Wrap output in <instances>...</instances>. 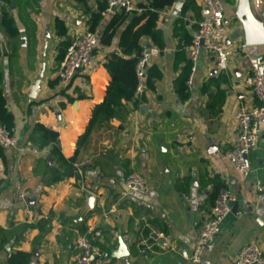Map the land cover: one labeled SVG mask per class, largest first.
Returning a JSON list of instances; mask_svg holds the SVG:
<instances>
[{"label":"crops","instance_id":"obj_1","mask_svg":"<svg viewBox=\"0 0 264 264\" xmlns=\"http://www.w3.org/2000/svg\"><path fill=\"white\" fill-rule=\"evenodd\" d=\"M133 1L138 8L149 2ZM221 1L225 43L232 50L227 69L217 70L213 56L202 50L191 71L187 47L205 10L200 0H175L159 12L162 45L147 65L144 92L123 101L124 117L93 132L90 148L80 154L82 162L94 164L82 172L84 180L77 170V177L48 185L44 177L53 156L50 146L29 140L33 126L56 132L62 155L73 156L92 108L105 97L108 62L136 57L122 38L142 11H101L92 30L99 39L95 64L62 84L56 77L62 43L77 30H90L100 0H0V87L17 139L0 154V264L9 263L15 252L29 253L28 264H72L75 237L90 225L103 232L97 244L110 253L104 264H192L180 251L193 248L196 228L222 187L235 200L198 264H236L247 243L264 249V134L247 157L245 178L226 158L237 144V107L256 103L242 81L256 64L264 72V0ZM3 14L12 19L15 37L2 28ZM56 19L65 36L57 35ZM138 43L156 45L149 36ZM180 84L184 99L177 92ZM133 170L147 183L146 193L125 187ZM17 187L28 193L32 220L23 212L24 202L13 198ZM112 205L115 212L102 219ZM120 241L127 255L118 258Z\"/></svg>","mask_w":264,"mask_h":264},{"label":"built area","instance_id":"obj_2","mask_svg":"<svg viewBox=\"0 0 264 264\" xmlns=\"http://www.w3.org/2000/svg\"><path fill=\"white\" fill-rule=\"evenodd\" d=\"M200 1L205 10V17L198 21L197 31L187 47V58L191 63V71H194L199 53L202 50L213 56L217 70L224 71L227 69L232 50L225 43L226 25L222 1ZM112 8H120L125 13L142 11L133 0H107L106 10ZM98 41V36L89 29L77 30L73 33L70 44L56 69V77L62 84L69 83L77 73H89V69L95 64L94 49ZM245 47L242 44L238 49L243 51ZM159 53L160 48L152 43L142 46L135 66V95H141L144 92L147 65ZM242 85L250 90L256 103L250 107L243 104L237 107L234 114L237 144L226 152V158L232 167L245 178L249 172L247 157L264 134V72L260 64L250 68L249 73L242 81ZM16 145V137L0 123V146L3 149H9ZM83 164L84 162H81L76 166L81 181L84 180L80 169ZM124 184L130 191L143 194L148 191V185L144 178L134 170L126 176ZM258 189L261 190L260 187ZM27 196L26 191L17 187L13 198L17 202H24L23 212L28 219H31L33 218L32 211L25 204ZM234 200V195L227 188L222 187L218 190L208 218L196 228L193 248L191 251L181 250L182 258L192 264L200 262L205 247L218 235L220 224L230 212L231 203ZM115 210V206H110L107 211L101 214V218L107 219ZM102 236V230L92 225L87 226L84 232L78 233L74 241L77 255L72 264H104L110 258V253L97 244ZM236 264H264V249L255 242L245 244L237 255Z\"/></svg>","mask_w":264,"mask_h":264},{"label":"trees","instance_id":"obj_3","mask_svg":"<svg viewBox=\"0 0 264 264\" xmlns=\"http://www.w3.org/2000/svg\"><path fill=\"white\" fill-rule=\"evenodd\" d=\"M174 2L175 0H149L146 5L139 6L142 9V12L134 17L132 24L126 30L122 38L123 44H126L127 46V52H135L136 57L123 59L115 56L108 62L107 69L110 73L111 80L106 88L105 97L101 103L92 108L89 122L83 134L79 136L75 145L74 154L71 158H65L62 155L58 142V134L56 132L38 123L33 126L29 140L38 144L39 147L50 146V153L53 156V161L48 166L47 174L44 177L46 184L50 185L59 183L73 175L77 177L78 173L76 166L83 161L79 156L81 153L83 154L87 152L90 148L92 133L106 127L112 119H122L124 117L126 109L123 101H130L135 96V66L139 57L137 54L141 50L138 43L139 39L143 36H149L153 43L158 47H161V34L157 29L158 15L161 10L171 6ZM99 3L98 13L92 14L93 22L90 27L91 31L100 18V12L107 7V0H100ZM141 21L144 22L133 30V28ZM1 26L9 37H15L17 35V30L13 25V21L7 14H3L2 16ZM55 28L58 36L62 37L66 35V30L61 20H55ZM69 44L70 40L62 43V48L57 55L58 62L63 58L65 50ZM78 75L81 74H75L69 82ZM184 91V85L180 84L177 87V92L181 99L186 97ZM0 123L13 135V115L5 107V97L1 87ZM2 150L3 148L0 146V154ZM93 165V161H84V164L81 166V171L84 172ZM29 260V253L15 252L10 256L9 264H28Z\"/></svg>","mask_w":264,"mask_h":264},{"label":"water","instance_id":"obj_4","mask_svg":"<svg viewBox=\"0 0 264 264\" xmlns=\"http://www.w3.org/2000/svg\"><path fill=\"white\" fill-rule=\"evenodd\" d=\"M262 70H263V68H262ZM38 82H39V80H37L35 82V84L33 85L31 96H34V91L38 88ZM92 202H93V196L91 194H88L87 195V204L89 207H91ZM72 219H74V218H72ZM153 237L157 238V236L155 234ZM119 244H120L119 250L114 255L117 256L118 258H121V257H124L125 255H127V253L124 252V248H125L124 244L121 241Z\"/></svg>","mask_w":264,"mask_h":264}]
</instances>
